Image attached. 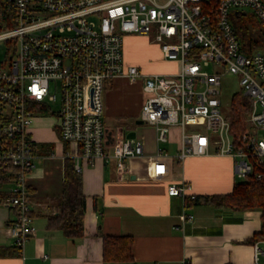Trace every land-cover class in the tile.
<instances>
[{
	"label": "built area",
	"instance_id": "obj_1",
	"mask_svg": "<svg viewBox=\"0 0 264 264\" xmlns=\"http://www.w3.org/2000/svg\"><path fill=\"white\" fill-rule=\"evenodd\" d=\"M207 1L0 0V42L10 48L0 67V171L12 177L0 187L8 194L1 205L15 214L8 228L20 254L36 233L28 186L36 166L35 119L56 120L77 173L84 163L102 159L114 160L123 176L130 173L131 160L145 157L142 140L123 131L112 136L108 148L107 80L143 83L140 119L157 129L159 143L169 141L173 127L181 128L179 161L211 153L230 156L236 177L264 179V49L245 52L232 23V16L249 9L264 24V0H219L213 10L206 8ZM130 35L150 38L179 70L151 73L128 65L125 39ZM227 74L237 77L251 101L239 143L221 110ZM192 124H204L205 130L187 131ZM169 172L168 155L159 147L149 175L163 179ZM168 192L198 198L188 182L172 183ZM180 219L184 228L195 215L183 212ZM253 247L254 264H264V237Z\"/></svg>",
	"mask_w": 264,
	"mask_h": 264
},
{
	"label": "crops",
	"instance_id": "obj_2",
	"mask_svg": "<svg viewBox=\"0 0 264 264\" xmlns=\"http://www.w3.org/2000/svg\"><path fill=\"white\" fill-rule=\"evenodd\" d=\"M141 37H126L125 60L128 65L143 69L147 67L146 60L134 58L130 44ZM157 56L161 64L156 67L158 72L151 73L170 74L174 73L173 66H179L165 60L161 52ZM103 100L108 148L111 149L112 136L123 131L129 139L142 140L145 157L131 160V171L123 176L117 174L114 160L106 163L98 159L94 163H84L85 234L80 238H70L61 230L47 228L48 216L59 211L51 199L62 194L65 163L67 159L73 160L66 154L70 152V145L63 143L55 127L51 132L57 143L44 138L37 130V122L45 118L35 119L32 131L37 142L36 166L28 177V186L34 205L36 233L26 242L22 254L17 253L8 228L15 214L0 204L4 207L0 209V247L12 251L10 255L0 252V264H254L253 243L256 240L246 241L262 230L261 209L217 207L171 196L168 192L170 184L188 182L197 196L230 194L236 183L234 159L211 153L181 162L176 158L180 139L174 154L166 152L169 175L153 179L149 175V164L164 144L158 142L157 129L140 123L142 120L138 115L127 131L120 122L127 116L121 104L111 102L112 97ZM107 111L119 117L109 126L105 121ZM177 131H181L180 127L172 128L169 141ZM129 132L134 136L131 137ZM55 144H59L61 150L58 155L52 152ZM183 212L195 215L194 221L184 228L180 219ZM110 235L133 238L132 260H104L103 238Z\"/></svg>",
	"mask_w": 264,
	"mask_h": 264
},
{
	"label": "trees",
	"instance_id": "obj_3",
	"mask_svg": "<svg viewBox=\"0 0 264 264\" xmlns=\"http://www.w3.org/2000/svg\"><path fill=\"white\" fill-rule=\"evenodd\" d=\"M218 1L208 0L205 2V6L213 10ZM232 23L245 52L252 53L256 49L264 48V24L260 25L254 15H234L232 16ZM250 106V99L243 94L238 93L232 100V114L229 120L231 132L236 143H239L245 130V119ZM64 175L62 194L51 199L59 211L54 215L48 216L47 228L49 230H61L70 238H80L85 234L86 197L83 192L82 174L75 171L72 159L66 160ZM10 181H12V177L0 171V187L5 182ZM6 199H8V194L0 192V204ZM195 201L237 210L261 209L263 218L262 230L246 242H254L264 237V179L258 181L250 177L248 181L236 182L230 194L198 196ZM132 245L133 238L131 236H105L103 238L104 260L112 262L132 260ZM0 252L3 255L12 253L11 249L7 247H0ZM17 253H19V250H17Z\"/></svg>",
	"mask_w": 264,
	"mask_h": 264
},
{
	"label": "rangeland",
	"instance_id": "obj_4",
	"mask_svg": "<svg viewBox=\"0 0 264 264\" xmlns=\"http://www.w3.org/2000/svg\"><path fill=\"white\" fill-rule=\"evenodd\" d=\"M247 14L253 15L251 10L247 9ZM256 20L261 25L263 24L261 21H259L257 18ZM152 40L150 38H136L131 41V47H132V55L134 58H144L147 62V67H143V70L146 72H158V65L160 63V59L157 56L160 51L157 47V45L152 44ZM264 49V48H260ZM259 49V50H260ZM257 50V49H256ZM9 45L6 41L0 42V67L5 62V60L9 56ZM146 52V53H145ZM145 62V63H146ZM174 72L179 70V66L175 65L173 66ZM156 68V69H155ZM207 71H212V66L206 67ZM241 87L239 84V80L237 77L233 74H227L223 78V85H222V99H223V105L221 107V110L223 113H226L228 118L231 116V103L235 95L238 93H241ZM109 92V93H107ZM144 90H143V83L141 81H138L136 83H130L127 79L124 78H116L107 80L105 82V89L103 94V99L106 97H112L113 103H117L118 105L121 104V106L125 109H123V113H125L127 116L126 118H123L120 122L123 124L124 128L130 130V124L133 123L134 120L137 119L138 115L141 113L143 99H144ZM112 104V103H111ZM130 117V118H129ZM119 118L115 115H112L110 111L106 112L105 115V121L106 125L109 126L110 122H113L114 119ZM56 124V120L53 117L45 118L44 120H39L37 122V127L39 130V133H42L44 135V138L50 139L51 141L55 140L54 135L52 134L51 130L54 129V125ZM195 124V123H194ZM188 125L187 131L201 129L205 130L204 124H197V125ZM181 130V128H180ZM131 137L134 136L132 132L128 133ZM264 137V131L260 132V138ZM181 139V131H177V133L171 136V139L168 143H164L162 145L164 152L170 153L171 155L174 154L177 151L179 141ZM59 144H55L53 148V153H56L57 155L60 153V149L58 147ZM246 180L240 179L236 177V182H245ZM0 209H4L3 206H0Z\"/></svg>",
	"mask_w": 264,
	"mask_h": 264
},
{
	"label": "water",
	"instance_id": "obj_5",
	"mask_svg": "<svg viewBox=\"0 0 264 264\" xmlns=\"http://www.w3.org/2000/svg\"><path fill=\"white\" fill-rule=\"evenodd\" d=\"M143 121H140V123H142Z\"/></svg>",
	"mask_w": 264,
	"mask_h": 264
}]
</instances>
